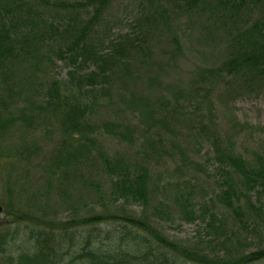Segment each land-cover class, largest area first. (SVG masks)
<instances>
[{"label":"rangeland","instance_id":"obj_1","mask_svg":"<svg viewBox=\"0 0 264 264\" xmlns=\"http://www.w3.org/2000/svg\"><path fill=\"white\" fill-rule=\"evenodd\" d=\"M146 2L112 0L97 28L96 41L105 42L101 47L104 52L111 42L129 36L141 47L149 48V53L130 55L129 76L114 77L102 106L96 107L87 121L93 126L94 133L90 132L89 137L96 141V151L112 161L117 157L133 164L145 157L149 160L153 181L149 216L154 214L151 207L161 202L175 210L179 192L165 188L166 182L184 186L185 193L192 192L196 209L218 192L210 144L198 138L201 120L214 123L220 139L233 143L244 158L253 160L255 155H264V88L252 98L256 94L247 89L255 86H229L227 78H222L218 87L210 88V80L202 81L205 70L218 67L226 59L230 29L226 25L230 20L216 22L214 13L191 12L176 21L171 19L165 29L149 27L154 31L142 40L141 32L147 28L138 23V18L139 12L149 7ZM67 73L65 64L57 61L49 77L60 81ZM27 80L22 73L7 82L0 76V264H43L34 255H46L53 248L65 255L68 244L59 229L42 226L36 215L65 223L71 219L72 207L85 213V204L94 201L90 183L103 184L104 192L109 190L96 151L92 162L79 163L66 174V182L63 174L59 180L50 175L49 169L59 155L66 156L70 150L69 130L63 126V112L61 115V111L43 109L34 86ZM195 89L207 95L208 106L197 105L199 101L192 95ZM173 143L195 165L183 162ZM129 204L131 214L140 217L143 207ZM121 205L110 209L117 211ZM181 220L174 214L172 222H160L159 229L172 240L188 241L201 224ZM124 225L119 221L101 226V233L95 234L101 239L96 247L102 244L104 251L119 252L122 237L132 233ZM89 228L80 234L84 239L93 229ZM108 235L115 239L110 240ZM52 255L56 260L57 254Z\"/></svg>","mask_w":264,"mask_h":264},{"label":"trees","instance_id":"obj_2","mask_svg":"<svg viewBox=\"0 0 264 264\" xmlns=\"http://www.w3.org/2000/svg\"><path fill=\"white\" fill-rule=\"evenodd\" d=\"M111 1L0 0V76L7 82L22 73L34 86L43 109L61 111V115L63 112V126L69 130L70 150L66 156L59 155L49 169L55 180L63 174L65 181L66 174L79 163L92 162L97 146L89 137L94 131L87 117L91 118L93 110L102 106V98L117 76H129L130 55L149 53V48L141 47L129 36L111 42L105 52V48L101 49L105 42L97 43L96 32ZM146 3L149 7L140 11L138 18V23L147 28L141 32L142 40L154 31L149 27L165 29L171 19L176 21L191 12L214 13L216 22L230 20L226 25L230 27L226 59L218 67L205 70L202 81L210 80V88H216L222 78H227L229 86L236 83L255 86L247 89L256 94L248 95L252 98L262 93L264 0H147ZM57 61L68 69L64 80L49 77L51 66ZM192 95L199 101L198 106L209 105L207 95L196 89ZM208 112L211 117L212 107ZM201 121L197 126L198 138L210 144V162L216 167L218 192L212 199L196 209L192 192L185 193L184 186L166 182L165 188L179 192L175 210L161 202L151 207L154 214L148 216L153 196L149 160L145 157L133 164L117 157L112 161L102 151H96L102 161L101 173L108 181V192H104L103 184L90 183L95 191L94 201L85 204V213L72 207L71 219L65 223L46 221L36 215L42 226L59 229L68 248L65 255L53 248L46 255L34 256L43 264H264V155H255L253 160L244 158L233 143L220 139L214 123ZM124 131L130 137L129 131ZM173 145L183 162L190 167L195 165L187 160L179 145ZM121 202L117 211L110 209ZM129 203L143 207L140 217L131 214ZM174 214L186 224H201L195 237L188 241L172 240L159 229L160 222H172ZM119 221L126 224L125 230L132 231L130 237H122L119 252L104 251L102 244L96 247L101 240L95 235L101 233L100 227ZM88 227L93 229L84 239L80 234ZM108 238L115 239L109 235ZM52 252L57 254L56 260Z\"/></svg>","mask_w":264,"mask_h":264}]
</instances>
